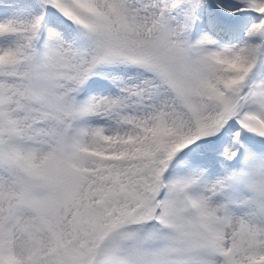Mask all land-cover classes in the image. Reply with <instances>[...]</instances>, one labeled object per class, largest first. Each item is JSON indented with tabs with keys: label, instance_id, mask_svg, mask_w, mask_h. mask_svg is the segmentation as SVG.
<instances>
[{
	"label": "snow or ice",
	"instance_id": "1",
	"mask_svg": "<svg viewBox=\"0 0 264 264\" xmlns=\"http://www.w3.org/2000/svg\"><path fill=\"white\" fill-rule=\"evenodd\" d=\"M0 264H264V0H0Z\"/></svg>",
	"mask_w": 264,
	"mask_h": 264
}]
</instances>
